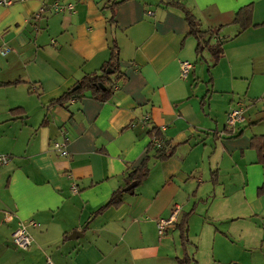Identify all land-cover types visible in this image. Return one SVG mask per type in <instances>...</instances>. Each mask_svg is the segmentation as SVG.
Instances as JSON below:
<instances>
[{"label":"crops","instance_id":"crops-1","mask_svg":"<svg viewBox=\"0 0 264 264\" xmlns=\"http://www.w3.org/2000/svg\"><path fill=\"white\" fill-rule=\"evenodd\" d=\"M178 1L201 29L221 28L211 69L167 0L0 3V154L10 156L0 167V264H179L185 255L186 264H264V164L250 146L264 135V0ZM69 2L73 11H52ZM247 4L252 25L241 30L232 20ZM112 39V94L102 101L85 91L51 106L109 60ZM184 60L193 64L185 79ZM239 102L245 120L229 131ZM153 128L170 154L152 157L147 177L124 191ZM65 140L62 154L54 144ZM118 188L122 203L92 217ZM175 206L176 222L158 234ZM185 214L183 245L176 223ZM21 223L32 238L26 250L11 240Z\"/></svg>","mask_w":264,"mask_h":264},{"label":"trees","instance_id":"trees-1","mask_svg":"<svg viewBox=\"0 0 264 264\" xmlns=\"http://www.w3.org/2000/svg\"><path fill=\"white\" fill-rule=\"evenodd\" d=\"M119 3V1L111 2L106 5L111 10V15L108 20L109 27H113L115 25V6ZM167 5L173 8H177L184 14L185 20L189 27L188 34L193 36L197 41L196 53L197 56L202 59L205 51H208L211 56V63L208 66L209 69L215 65V63L219 60V57L223 53V42L220 40H215L212 42L214 36H216L221 29L220 27L216 28H208L206 30L201 29L199 22L195 18L194 14L180 1L178 0H168ZM105 7V6H104ZM233 23H236L240 26L241 30L247 29L252 25V5L247 4L239 8V10L235 13V16L232 20ZM110 72H106L107 70ZM119 47L115 39H112L110 45V57L109 60L102 65V67L91 74H86L82 76L76 83L75 89H70L62 94L60 97L49 102L51 106L54 105H63L73 97H80L82 93L85 91H90L92 96L97 98L98 100L105 101L114 91L115 83L111 82L110 76L119 73ZM10 82V84L17 83ZM8 84V83H6ZM104 86L103 90L101 86ZM15 111V110H14ZM151 135L153 137L162 138L160 133L156 128H153L151 131ZM250 146L252 149L256 151L257 159L256 162L259 164H264V135H254L251 137ZM169 147L164 142V146L161 148H157L153 145L152 142L149 143L147 147V153L145 158L141 161L137 168L133 169L127 174V184L135 181L137 184L141 183L149 174L150 167L149 161L152 157H156L158 159H164L169 156L168 153ZM133 189L130 190L132 192ZM259 193L264 192V186L258 189ZM123 188L115 189L109 199L101 205L97 210H95L92 214V217H96L100 215L104 210L110 207H118L123 201ZM187 218L188 214H185L180 218V220L176 223L177 228L179 229V235L183 245L188 243V235H187ZM190 261L188 255H185L182 259L179 260V264H186ZM196 264V263H195Z\"/></svg>","mask_w":264,"mask_h":264},{"label":"built area","instance_id":"built-area-1","mask_svg":"<svg viewBox=\"0 0 264 264\" xmlns=\"http://www.w3.org/2000/svg\"><path fill=\"white\" fill-rule=\"evenodd\" d=\"M168 1V0H167ZM2 4H9L10 0H0ZM74 10V3L69 2L67 4H60L54 3L52 6V11L54 13H59L62 11H73ZM44 9H41L40 12H43ZM151 14V12H149ZM6 48L2 49L1 52H5ZM193 69V64L190 61L184 60L180 62V77L186 78L190 74ZM245 120V113H244V105L242 102L236 104V106L232 107L227 114L226 119V127L229 131H233L236 127L242 124ZM163 129V128H161ZM151 142L157 148H161L164 146V142L157 137H152ZM66 140L63 142H58L54 144V147L59 150L62 154L66 153ZM10 161V156L8 154H0V167L6 165ZM72 189L76 191L75 186H72ZM178 212V206L174 207L172 215L168 219H159L157 221V230L158 234L162 235L163 230L166 226L173 224L176 222V215ZM11 218L10 215H6L4 218L5 221H9ZM33 224V222H31ZM11 240L20 249L26 250L32 243V238L28 231L26 230V226L21 223L18 224L17 227L11 233ZM227 264H239L238 262L232 261Z\"/></svg>","mask_w":264,"mask_h":264},{"label":"water","instance_id":"water-1","mask_svg":"<svg viewBox=\"0 0 264 264\" xmlns=\"http://www.w3.org/2000/svg\"><path fill=\"white\" fill-rule=\"evenodd\" d=\"M106 72H110V70L108 69ZM101 86V84H100ZM75 89V88H74ZM137 185V183L135 181L131 182L130 184H128L125 188H124V191H129L131 190L132 188H134L135 186Z\"/></svg>","mask_w":264,"mask_h":264},{"label":"rangeland","instance_id":"rangeland-1","mask_svg":"<svg viewBox=\"0 0 264 264\" xmlns=\"http://www.w3.org/2000/svg\"><path fill=\"white\" fill-rule=\"evenodd\" d=\"M178 209H179V206H178Z\"/></svg>","mask_w":264,"mask_h":264}]
</instances>
